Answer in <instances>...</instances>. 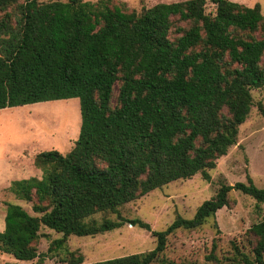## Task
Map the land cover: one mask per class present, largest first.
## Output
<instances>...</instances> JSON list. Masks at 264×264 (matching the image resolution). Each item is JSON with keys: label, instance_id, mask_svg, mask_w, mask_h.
Masks as SVG:
<instances>
[{"label": "trees", "instance_id": "trees-1", "mask_svg": "<svg viewBox=\"0 0 264 264\" xmlns=\"http://www.w3.org/2000/svg\"><path fill=\"white\" fill-rule=\"evenodd\" d=\"M211 2L213 12L206 0L159 2L137 12L113 0H0V109L72 97L80 109L73 147L36 153L40 177L10 182L7 190L32 202L38 215L6 202L1 252L42 261L34 245L41 226L61 234L48 251L71 234L91 236L125 222L151 230L119 207L177 179H210L207 169L236 142L249 114L250 90L264 86L259 4ZM257 108L264 117V104ZM231 190L251 196L256 207L264 203V187L250 176L221 183L192 218L178 215L152 230L151 250L90 263L69 251V264H169L162 256L168 236L229 207ZM109 213L115 218L94 219ZM248 232L255 238L251 253L233 243V259L264 264V218Z\"/></svg>", "mask_w": 264, "mask_h": 264}, {"label": "rangeland", "instance_id": "rangeland-1", "mask_svg": "<svg viewBox=\"0 0 264 264\" xmlns=\"http://www.w3.org/2000/svg\"><path fill=\"white\" fill-rule=\"evenodd\" d=\"M173 1L181 0H113L137 12L142 7ZM232 1L247 6L258 3L264 14V0ZM205 10L214 11L211 0H206ZM250 93V111L238 127L236 142L225 155L216 159L214 168L207 169L210 176L208 181L197 173L188 179L171 181L119 207L123 217L139 218L147 222L151 230L125 222L118 228L91 236L71 234L62 247L48 251L61 234L41 226L34 245L37 253L43 256L42 261L38 262V257L27 261L17 260L0 251V264H69V251L75 256L81 255L83 263L146 252L156 243L152 230L165 229L178 215L192 218L196 208L213 196L221 183L234 184L246 181V177L250 176L255 185L264 187V117L257 108L259 102L264 104V86L251 89ZM116 94L117 85H114L113 105ZM79 127L77 97L0 109V230L4 226L6 202L19 204L30 214L38 215L31 208L32 202L17 199L7 190L10 182L30 176L40 177L41 170L33 163L34 155L51 149L65 154L73 147ZM229 198L231 205L217 210L215 216L207 218L200 227L178 229L168 236L162 256L169 264H240L233 259V243L242 251L251 253L255 238L248 229L264 218V203L256 207L251 196L238 190H231ZM103 217L114 219L115 214L94 215L97 221ZM213 240L216 243L214 248ZM210 254L215 258L211 259Z\"/></svg>", "mask_w": 264, "mask_h": 264}]
</instances>
